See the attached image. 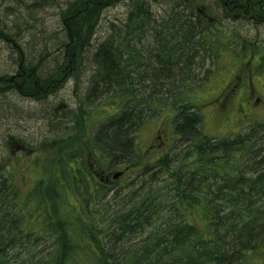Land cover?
I'll use <instances>...</instances> for the list:
<instances>
[{
	"label": "trees",
	"instance_id": "16d2710c",
	"mask_svg": "<svg viewBox=\"0 0 264 264\" xmlns=\"http://www.w3.org/2000/svg\"><path fill=\"white\" fill-rule=\"evenodd\" d=\"M54 2L0 0V11L7 14L16 6ZM216 2L227 15H239L253 3L259 13L258 5L264 3ZM110 3L84 0L69 4L63 15L69 41L63 44L68 69L90 51L101 4L105 7ZM148 5L147 0H134L132 22L116 28L95 50L87 96L116 92L117 96L104 103H116L117 109L94 137L82 136L63 149L57 160L56 183L44 186V181H38L21 200L9 201L15 180L0 164V264H264V125L253 123L245 133L228 137L208 136L198 129L203 115L192 98H183L175 106L173 133L170 131L173 143L155 163L143 167L140 187L135 185L122 193V185L116 183L113 186L119 190L116 187L108 203H100L96 209L85 201L79 210L68 198L65 188L72 189L73 182L66 163L75 166L83 152L106 156L111 168L123 163L138 165L135 134L144 125V111H152L154 96L175 86L177 77L182 76V82L185 75L193 77V54L209 43L203 34L208 25L192 2L174 0L171 14L165 12L159 19L162 21L154 19ZM186 5L191 8L188 13ZM134 41L146 44L145 51L138 52ZM136 59L146 62H134ZM42 73L29 64L17 75L19 82L30 78L25 86L28 93L35 90L41 94L57 77L43 78ZM13 87L20 89L8 77L0 76V95L19 91ZM189 89L194 93L191 84ZM138 92L141 100L136 98ZM164 103L157 108L162 113L168 102ZM85 114L87 119L94 110ZM84 121L78 126L83 127L80 123ZM180 142L184 149L176 160L179 154H172V150ZM88 162L82 165L86 167ZM81 180L74 184L78 189ZM31 203L36 208L29 212ZM43 244L48 246L45 257L37 258L36 248Z\"/></svg>",
	"mask_w": 264,
	"mask_h": 264
},
{
	"label": "rangeland",
	"instance_id": "374dc122",
	"mask_svg": "<svg viewBox=\"0 0 264 264\" xmlns=\"http://www.w3.org/2000/svg\"><path fill=\"white\" fill-rule=\"evenodd\" d=\"M79 1L84 0H56L48 6H36L35 4L21 8L16 6L15 9L13 8L7 13L9 16L0 11V76L15 75L18 70L29 64L36 66L38 71H43V78L48 75L49 77L57 76L41 94L36 93L38 91L35 90L30 91L31 94H29L35 99L39 98V101L23 97L24 90L17 87L16 89L22 94L17 93L16 90L17 92L7 91L0 95V164L15 180L13 187H10L9 201L12 198L16 201L21 200V197L29 189L36 187L34 185L37 181H44V186H51L53 181L56 183L55 168L60 153L63 149L70 148L81 138L79 132L72 135L74 131L71 128L68 129L69 121L81 116L84 111L87 113L89 110H94L92 121L88 123V127L91 128L90 132L93 131L89 138H92L97 128L115 115L117 104L102 102L114 98L118 93L98 94L95 98H88L86 89L91 77V59L93 60L95 50L112 36L116 28L123 27L125 22H132L130 14L134 0H111V3L105 7L101 4L96 35L93 36L90 51L87 54H82L78 63L74 62L73 68L68 69L66 58L64 59L63 44L69 41L66 37L67 26L63 21L65 18L63 15L68 11L69 4ZM187 1L194 4L196 11H205L208 18H211L212 22H216L209 28L213 38L210 39L207 46L199 47V50L193 54L196 55L195 64L192 67L193 79L190 75H185V82H182L183 77H177L176 79L179 78V80L175 86L169 87L168 90L162 89L159 94L154 96L156 102L152 111H144V125L139 127L135 134L136 150L142 156L138 158L135 155L134 158L140 165L128 172L125 177L120 178V181L116 182L117 184H131L132 187L139 185V175L141 174L139 169L155 163L161 155V151L156 149L150 152L146 151V145L153 139H155L153 142L163 140V138L158 139L160 128L163 129L161 135L165 139L170 135V131L173 133L172 121L176 115L175 106L179 105V100L183 98H192L200 108L203 117L198 129L208 136L223 135L228 137L232 134L245 133L253 123L258 122L264 125V106L257 107L259 111L256 112L246 100L239 102L238 97L240 96L236 97L234 102L230 101L225 108H220L219 103L215 102L228 83L235 84L238 81V76L244 77L252 71V66H249L251 52L256 48H262L263 52L256 56H264V26L254 27L249 23H241L250 21L247 20V17L239 19V16L234 17V14L223 13L222 8L217 7L216 0ZM147 3L150 4L148 7L154 19L162 21L159 19L165 12L167 15L171 14L174 0H147ZM185 10L188 13L191 8L186 5ZM261 18L264 22V14ZM214 31H216V35H214ZM203 34H207V31L205 30ZM136 42L134 41L133 46L139 50L138 52H144L147 45H137ZM243 51L248 54H243ZM134 62L146 61L136 59ZM62 68L64 72H62ZM64 80H68L67 83L63 82ZM253 80L255 94L252 98L256 99V95L263 93L264 88L261 86L264 83V78L260 79L258 76L253 77ZM190 84L194 93L189 89ZM140 92L137 93L138 100H141ZM150 92L153 93L151 90ZM146 94L148 93L146 92ZM159 100L162 103H159ZM164 102H168V104L165 107L166 112L162 113L163 111L157 110V108L163 106ZM61 104H65L68 110L64 115V120L58 123L57 118H53V112ZM140 105L139 103L138 106ZM48 109H52V111H48ZM252 112L256 114L247 116ZM260 134L263 133L260 132ZM11 142L19 146L24 145L26 150H18L17 146L12 147ZM183 147L184 145L180 142L172 150V154L174 152L179 154H177L176 160L182 157L180 155H182ZM165 149L162 151L163 153L167 152ZM66 168L72 175L74 172L73 162L66 163ZM118 168L122 167L118 166ZM60 178V183L65 181L63 176ZM70 190L65 188L68 198L73 205H78ZM35 208V204L31 203L27 211H34ZM43 245L36 248L37 258L45 257L48 246ZM11 264L15 263L11 261ZM16 264H24V262L18 261Z\"/></svg>",
	"mask_w": 264,
	"mask_h": 264
},
{
	"label": "flooded vegetation",
	"instance_id": "af4514ba",
	"mask_svg": "<svg viewBox=\"0 0 264 264\" xmlns=\"http://www.w3.org/2000/svg\"><path fill=\"white\" fill-rule=\"evenodd\" d=\"M264 2V0H263ZM249 6V5H248ZM252 6V7H251ZM251 7L249 10L247 9V11L242 12L240 10V14L236 15V13L234 12V16H239V19H244V17H247L250 22H241V23H249L250 25H253L254 27H260V26H264V22H262V16L264 14V3H259V13L255 11V7L256 3L251 4ZM248 7V8H249ZM235 8V7H234ZM238 10V9H236ZM235 10V11H236ZM201 13V15L204 17V20L206 21V25H208L206 27V31H207V36L209 35L208 32L211 31L210 26L215 25L216 22H212L213 20L210 18H208V14L205 11H199ZM261 21V22H260ZM214 35H216V31H214ZM218 35V34H217ZM256 54L258 53H253L251 52V65L249 64V66H252V71H250L249 75H244L243 76H238V81L233 84L232 82L229 84H227L224 89L221 91V93L219 94V96L217 97V99H215V102L217 101L219 103V107H226L227 104L232 101L234 102L236 97L239 98V102L243 100H246L247 102H249L252 107H254V111L258 112L259 109L257 107L259 106H264V90L263 93L260 95H256L257 98L253 99L252 96L253 94H255V88H254V80L253 77H258L260 76V79L264 78V56L260 57V56H256ZM264 55V53H263ZM257 57V58H256ZM248 78V79H247ZM264 88V83L262 84L261 88ZM251 91V92H250ZM43 101V100H41ZM221 103L222 106H221ZM240 105V103H239ZM244 105V104H243ZM242 105V107H243ZM67 106H65V104H61L60 106H58V108L54 109L53 112V118L56 117L58 123L62 122L65 118V113L67 112L68 108L66 109ZM218 107V104H217ZM63 109L64 110V114H63ZM97 109V108H96ZM86 111H84L83 115L81 113V116L76 117L74 120L69 121V125H68V129L71 128L74 133L72 135H75L77 132H79L80 136H86L89 137L93 131L90 132L91 128L87 127V124L89 122L92 121V116H90L89 118L86 119L87 114H85ZM255 112H252L250 115L247 114V116H251V115H255ZM60 116H64L63 118H59ZM105 116V115H104ZM108 119V118H107ZM80 120H85L82 123H80L83 127H79V122ZM71 122V123H70ZM70 126V127H69ZM160 133V135L158 136V139L163 138L162 141L159 142H153L155 139H153L150 143H148L146 145V151H153V150H158L161 151V155L159 157H161L163 154V150L165 149V151L170 147V145L173 143V138H172V134L168 135L165 134L167 137L165 139L164 136L161 135V133L163 132V129L160 128V130L158 131ZM94 137V136H93ZM173 139V140H172ZM80 144H82V141L80 142ZM12 147L13 146H17L18 150H22L25 151L26 148L24 145L19 146L18 144L11 142ZM78 146L75 147V150H77ZM29 152V151H28ZM83 156L81 157V160L79 162L76 163V165L74 166V172L71 175V181L73 182L72 184V189L71 191L73 192V199H75V202H78L77 208L80 210L81 207L79 208V204H83L85 201L89 202V207L90 208H98L99 204H107L109 201V198L111 196V192H114L116 190V187L118 189V186H116L114 188V184H116V182L120 181V178H123L127 175L128 172H130L132 169H134L135 167L139 166V165H134V166H129L126 165V163H123L121 165L122 168H118V167H114L111 168L106 160V156L100 155L98 152H83L82 154ZM138 158H140L142 155L140 153L137 152ZM89 161L86 164V167H84V165H82L83 161ZM143 168L139 169V172L142 170ZM118 171L120 173H122L121 177L118 180H114V175L115 172ZM61 173L59 174V178L61 177ZM80 177H82L80 184V189H78L77 186H75V183H78L76 180H79ZM61 179V178H60ZM140 182V181H139ZM138 187L141 186V184L139 183V185H137ZM132 187L131 184L129 185H122L120 186V191L122 193L127 192L130 188ZM119 190V189H118ZM80 193V196L78 195ZM86 194V196H84L83 194ZM100 204V205H101ZM104 206V205H103ZM106 214V212H105Z\"/></svg>",
	"mask_w": 264,
	"mask_h": 264
},
{
	"label": "bare ground",
	"instance_id": "6f19581e",
	"mask_svg": "<svg viewBox=\"0 0 264 264\" xmlns=\"http://www.w3.org/2000/svg\"><path fill=\"white\" fill-rule=\"evenodd\" d=\"M217 4H219V2L217 3L216 2V5ZM218 8H220L219 6H217ZM222 10H223V8H222ZM18 22H23V21H18ZM208 41H210V39H212L213 37H211V36H213L212 35V33L211 32H208ZM21 70V69H20ZM19 70V71H20ZM18 72V71H17ZM17 72H16V74L15 75H2V76H6V77H8L9 79H11V81L13 82V85L15 86L16 84H18L19 85V87L20 88H22V89H24V92H22V93H24V94H22L23 95V97H28L30 100H34V101H39L38 99H35L32 95H30L29 93H28V91L26 90V88H25V86H28L29 85V82H30V78H27L26 77V80H24V82H19V77H18V75H17ZM56 72V71H55ZM34 76H37V72L34 74ZM66 81H68V80H64L63 82H66ZM62 82V83H63ZM67 83V82H66ZM65 83V84H66ZM14 89H16L15 87H13ZM17 90V89H16ZM19 92V91H18ZM20 93V92H19ZM48 111H52V109H48Z\"/></svg>",
	"mask_w": 264,
	"mask_h": 264
},
{
	"label": "water",
	"instance_id": "95a60500",
	"mask_svg": "<svg viewBox=\"0 0 264 264\" xmlns=\"http://www.w3.org/2000/svg\"><path fill=\"white\" fill-rule=\"evenodd\" d=\"M121 175H122L121 173L115 174L114 179H118Z\"/></svg>",
	"mask_w": 264,
	"mask_h": 264
}]
</instances>
